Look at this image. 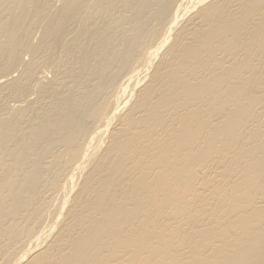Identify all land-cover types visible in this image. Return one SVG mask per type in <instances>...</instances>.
Listing matches in <instances>:
<instances>
[{
    "label": "bare ground",
    "instance_id": "6f19581e",
    "mask_svg": "<svg viewBox=\"0 0 264 264\" xmlns=\"http://www.w3.org/2000/svg\"><path fill=\"white\" fill-rule=\"evenodd\" d=\"M0 264H264V0H0Z\"/></svg>",
    "mask_w": 264,
    "mask_h": 264
},
{
    "label": "rangeland",
    "instance_id": "374dc122",
    "mask_svg": "<svg viewBox=\"0 0 264 264\" xmlns=\"http://www.w3.org/2000/svg\"><path fill=\"white\" fill-rule=\"evenodd\" d=\"M27 58V57H26ZM15 75H17V74H15ZM3 81V80H2ZM32 99H34L35 98V96L34 97H31ZM12 105L14 104V106L16 105L14 102L13 103H11ZM17 105H19L18 103H17Z\"/></svg>",
    "mask_w": 264,
    "mask_h": 264
}]
</instances>
